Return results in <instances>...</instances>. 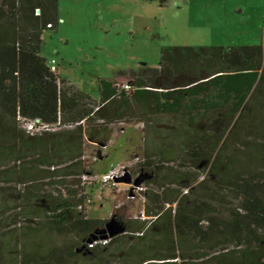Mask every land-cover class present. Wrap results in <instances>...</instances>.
Returning a JSON list of instances; mask_svg holds the SVG:
<instances>
[{
    "label": "trees",
    "instance_id": "16d2710c",
    "mask_svg": "<svg viewBox=\"0 0 264 264\" xmlns=\"http://www.w3.org/2000/svg\"><path fill=\"white\" fill-rule=\"evenodd\" d=\"M58 21V0H0V264H264V26L254 44L163 46L93 97L40 55ZM122 120L141 123L146 217L88 247L107 221L86 213L85 142Z\"/></svg>",
    "mask_w": 264,
    "mask_h": 264
},
{
    "label": "rangeland",
    "instance_id": "374dc122",
    "mask_svg": "<svg viewBox=\"0 0 264 264\" xmlns=\"http://www.w3.org/2000/svg\"><path fill=\"white\" fill-rule=\"evenodd\" d=\"M58 17L56 28L42 32L40 55L47 62L54 58L55 71L61 77L96 97L97 76H109L130 67L158 66L163 46L226 47L260 42L264 0H168L163 6L149 0H58ZM128 122L122 120L111 126L117 137L106 145L104 156L105 148L97 154L96 146L85 142L84 163L91 173L82 179L89 217L105 221L146 217L143 214L145 198L129 196L124 182L105 185L98 177L110 163L130 165L139 161L141 126L137 133L130 135L133 137L130 145L126 140ZM123 126L125 133L120 131ZM125 146L128 151L123 150ZM235 148L236 144L232 143L228 151L233 152ZM129 170L135 175L139 166ZM118 207L121 210L114 213L113 209ZM129 234L131 237L123 249L136 241L137 233L129 231ZM231 247L227 245L222 251Z\"/></svg>",
    "mask_w": 264,
    "mask_h": 264
},
{
    "label": "built area",
    "instance_id": "2783aa9c",
    "mask_svg": "<svg viewBox=\"0 0 264 264\" xmlns=\"http://www.w3.org/2000/svg\"><path fill=\"white\" fill-rule=\"evenodd\" d=\"M48 65H49V68L51 71H55L56 68H55V64H54V58H51L48 61ZM122 87L124 89H128L130 87V84L125 82L122 84ZM25 127L27 130H33V129L37 130L36 128H34L32 122L26 123ZM104 147H105V145H101L100 148L97 149V154H100L101 148H104ZM93 159L95 160L96 157H93ZM128 165H121V164L111 165L104 172L100 173V175L98 177H99L100 183L105 184V185L107 183H110V182H124L127 186L126 191L128 192V195L131 196L132 198H135L137 193H139L140 191L143 190L144 186H142L141 182L138 185L133 184V179L135 177H137L138 175H140L141 172H138L135 175H131L130 170L128 168ZM126 174H129L131 177V180L129 182L117 180L118 178L120 179L122 177H125ZM82 176H83V178H85L86 174H83ZM106 223H105V225H106ZM102 229H104L103 232H101V233L95 232L94 236L90 240L87 241L88 247H93L96 244L104 245L108 241V239L111 237V235H109L106 226H104V228H102Z\"/></svg>",
    "mask_w": 264,
    "mask_h": 264
},
{
    "label": "water",
    "instance_id": "95a60500",
    "mask_svg": "<svg viewBox=\"0 0 264 264\" xmlns=\"http://www.w3.org/2000/svg\"><path fill=\"white\" fill-rule=\"evenodd\" d=\"M117 180H122V181L129 182L131 180V177H130L129 174H126L125 177H122L120 179L118 178ZM141 180H142V175L140 174V175H138L137 177H135L133 179V184L134 185H138L141 182ZM105 226L107 227L108 233L111 236L116 234V233H119V232H121L123 230L122 227L119 225V223L113 218L109 219ZM103 231H104V229H99V230H97L95 232L96 233H101Z\"/></svg>",
    "mask_w": 264,
    "mask_h": 264
},
{
    "label": "crops",
    "instance_id": "0c3cea01",
    "mask_svg": "<svg viewBox=\"0 0 264 264\" xmlns=\"http://www.w3.org/2000/svg\"><path fill=\"white\" fill-rule=\"evenodd\" d=\"M94 97V96H93ZM114 124V123H113ZM113 124H111V126L113 125ZM125 126H126V128L129 130L128 131V137L126 138V140H127V142L128 143H130V145L132 144V136H130V135H132V134H135V133H137L138 132V129H139V126H141L140 125V123L139 122H136V123H134L133 121H130V122H128V123H126L125 124ZM126 128L123 126V127H121L120 128V131L122 132V133H125L126 132ZM121 134V133H120ZM118 136H119V134H118ZM114 137H117V136H114V133L112 132V129H111V134H110V138H109V140L107 141V144L109 143V142H111L112 141V139L114 138ZM106 144V145H107ZM105 145V151H104V153H103V156L106 154V149H107V146ZM124 151H128V147H124V149H123ZM123 159H125V157L123 158ZM122 159V160H123ZM122 160H120V162L122 161ZM116 163H119V162H116ZM116 163H110L105 169H104V171L108 168V167H110V165L112 164H116Z\"/></svg>",
    "mask_w": 264,
    "mask_h": 264
}]
</instances>
